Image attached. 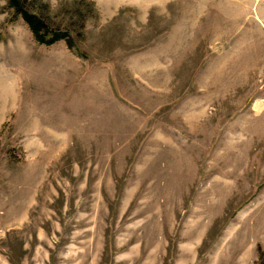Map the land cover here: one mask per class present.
Returning <instances> with one entry per match:
<instances>
[{"label":"rangeland","instance_id":"obj_1","mask_svg":"<svg viewBox=\"0 0 264 264\" xmlns=\"http://www.w3.org/2000/svg\"><path fill=\"white\" fill-rule=\"evenodd\" d=\"M0 0V264H257L264 0Z\"/></svg>","mask_w":264,"mask_h":264},{"label":"trees","instance_id":"obj_2","mask_svg":"<svg viewBox=\"0 0 264 264\" xmlns=\"http://www.w3.org/2000/svg\"><path fill=\"white\" fill-rule=\"evenodd\" d=\"M6 1L8 6L12 8L16 14L20 15L21 18L25 21L32 34L34 35V38L38 42L50 44L57 40V37L55 36L51 37V39H49L48 41L46 40L48 35L46 23L40 18H37L34 14L30 13L27 9H25L23 0ZM257 264H264V250L260 252Z\"/></svg>","mask_w":264,"mask_h":264}]
</instances>
